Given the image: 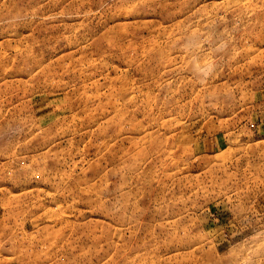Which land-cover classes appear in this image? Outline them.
Masks as SVG:
<instances>
[{
	"label": "rangeland",
	"instance_id": "obj_1",
	"mask_svg": "<svg viewBox=\"0 0 264 264\" xmlns=\"http://www.w3.org/2000/svg\"><path fill=\"white\" fill-rule=\"evenodd\" d=\"M0 264H264V0H0Z\"/></svg>",
	"mask_w": 264,
	"mask_h": 264
},
{
	"label": "bare ground",
	"instance_id": "obj_2",
	"mask_svg": "<svg viewBox=\"0 0 264 264\" xmlns=\"http://www.w3.org/2000/svg\"><path fill=\"white\" fill-rule=\"evenodd\" d=\"M168 245H170V244H168ZM169 247H170V246H168L167 249H168Z\"/></svg>",
	"mask_w": 264,
	"mask_h": 264
}]
</instances>
